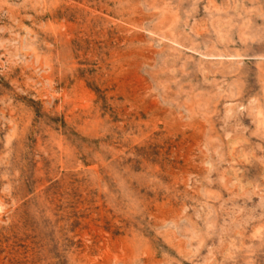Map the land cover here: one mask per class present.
Instances as JSON below:
<instances>
[{"label": "rangeland", "instance_id": "rangeland-1", "mask_svg": "<svg viewBox=\"0 0 264 264\" xmlns=\"http://www.w3.org/2000/svg\"><path fill=\"white\" fill-rule=\"evenodd\" d=\"M0 264H264V0H0Z\"/></svg>", "mask_w": 264, "mask_h": 264}]
</instances>
